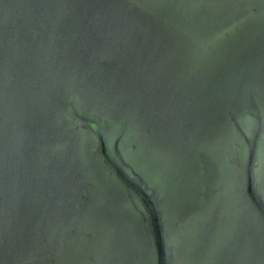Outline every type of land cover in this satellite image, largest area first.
Here are the masks:
<instances>
[{"label": "water", "instance_id": "obj_1", "mask_svg": "<svg viewBox=\"0 0 264 264\" xmlns=\"http://www.w3.org/2000/svg\"><path fill=\"white\" fill-rule=\"evenodd\" d=\"M0 264H264V0H0Z\"/></svg>", "mask_w": 264, "mask_h": 264}]
</instances>
